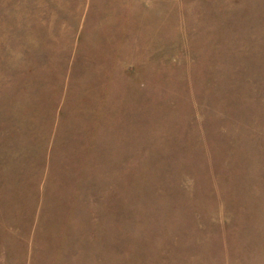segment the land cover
<instances>
[{"label": "rangeland", "instance_id": "obj_1", "mask_svg": "<svg viewBox=\"0 0 264 264\" xmlns=\"http://www.w3.org/2000/svg\"><path fill=\"white\" fill-rule=\"evenodd\" d=\"M0 264H264V0H0Z\"/></svg>", "mask_w": 264, "mask_h": 264}]
</instances>
